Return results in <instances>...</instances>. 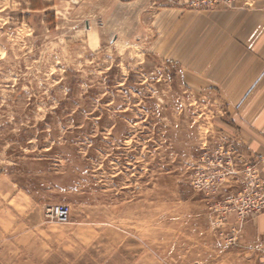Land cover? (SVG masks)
Instances as JSON below:
<instances>
[{
	"label": "rangeland",
	"instance_id": "1",
	"mask_svg": "<svg viewBox=\"0 0 264 264\" xmlns=\"http://www.w3.org/2000/svg\"><path fill=\"white\" fill-rule=\"evenodd\" d=\"M193 1L0 0V228L53 233L64 264L221 257L264 174L179 59V23L253 0Z\"/></svg>",
	"mask_w": 264,
	"mask_h": 264
},
{
	"label": "crops",
	"instance_id": "2",
	"mask_svg": "<svg viewBox=\"0 0 264 264\" xmlns=\"http://www.w3.org/2000/svg\"><path fill=\"white\" fill-rule=\"evenodd\" d=\"M179 24V59L194 68L195 79L215 87L225 98L233 139L243 151L261 159L264 174V0L191 13L181 17ZM6 220L0 213V221ZM228 232L230 228L224 231ZM52 235L41 229L0 228V264H64L46 256L53 251L45 252L44 239ZM263 240L264 212L247 219L236 244L219 247L221 257L213 264H264L255 250Z\"/></svg>",
	"mask_w": 264,
	"mask_h": 264
},
{
	"label": "built area",
	"instance_id": "3",
	"mask_svg": "<svg viewBox=\"0 0 264 264\" xmlns=\"http://www.w3.org/2000/svg\"><path fill=\"white\" fill-rule=\"evenodd\" d=\"M191 5H193L194 7H199L201 5V1L194 0L193 2H191ZM255 171L258 170L256 169ZM261 182L262 183L259 184L258 186L264 187V180L263 181L261 180ZM247 190H250V188H248ZM258 194H259L258 191L255 190L254 191L251 190L250 192H248V195L251 197H253L254 195H256L257 197ZM245 207L246 208H243L242 212H240V217H238V221H236V223L231 225L230 232H228L229 234L227 235L226 233H224V231L221 232L220 235L224 238L226 245L236 244L241 236L242 226L247 221V219L251 216L260 214L264 211V195L259 196V200L255 204L252 203L248 205L247 203ZM46 212L48 217L57 219L60 222H68L70 218V210L65 205L52 206L48 208ZM256 249L264 258V240L261 242L260 245H257L255 247V250Z\"/></svg>",
	"mask_w": 264,
	"mask_h": 264
}]
</instances>
